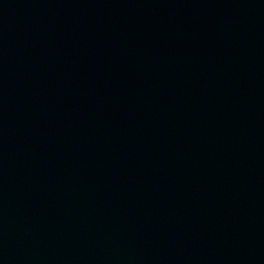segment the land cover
<instances>
[{"label":"water","instance_id":"1","mask_svg":"<svg viewBox=\"0 0 264 264\" xmlns=\"http://www.w3.org/2000/svg\"><path fill=\"white\" fill-rule=\"evenodd\" d=\"M0 264H264V0H0Z\"/></svg>","mask_w":264,"mask_h":264}]
</instances>
